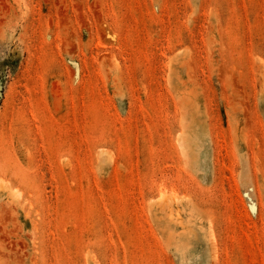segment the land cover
Segmentation results:
<instances>
[{"label": "rangeland", "instance_id": "374dc122", "mask_svg": "<svg viewBox=\"0 0 264 264\" xmlns=\"http://www.w3.org/2000/svg\"><path fill=\"white\" fill-rule=\"evenodd\" d=\"M0 264H264V0H0Z\"/></svg>", "mask_w": 264, "mask_h": 264}]
</instances>
